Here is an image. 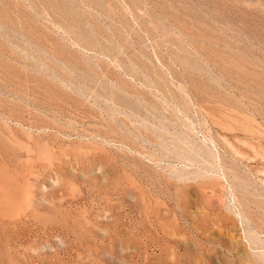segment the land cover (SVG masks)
<instances>
[{
	"label": "rangeland",
	"instance_id": "1",
	"mask_svg": "<svg viewBox=\"0 0 264 264\" xmlns=\"http://www.w3.org/2000/svg\"><path fill=\"white\" fill-rule=\"evenodd\" d=\"M0 264H264V0H0Z\"/></svg>",
	"mask_w": 264,
	"mask_h": 264
}]
</instances>
